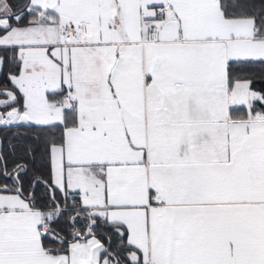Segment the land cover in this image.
<instances>
[{
  "label": "snow or ice",
  "instance_id": "obj_1",
  "mask_svg": "<svg viewBox=\"0 0 264 264\" xmlns=\"http://www.w3.org/2000/svg\"><path fill=\"white\" fill-rule=\"evenodd\" d=\"M0 131V264H264V0H0Z\"/></svg>",
  "mask_w": 264,
  "mask_h": 264
},
{
  "label": "trees",
  "instance_id": "obj_2",
  "mask_svg": "<svg viewBox=\"0 0 264 264\" xmlns=\"http://www.w3.org/2000/svg\"><path fill=\"white\" fill-rule=\"evenodd\" d=\"M13 135L14 134L11 132L0 131V138L12 137ZM13 144L15 145V151L14 152L11 150L9 144L7 143V140H6L5 145H4V152H5L6 159L8 161L9 169H11L12 165L15 162L28 159L27 156L25 155L23 147L19 144H15V141H13ZM37 167H39V165H37ZM30 169H31V171L36 170L34 168H31V163H30ZM44 174H45V176L47 175L46 172ZM30 179H31V172H30L29 176H26L24 178L25 186H27L28 181Z\"/></svg>",
  "mask_w": 264,
  "mask_h": 264
}]
</instances>
